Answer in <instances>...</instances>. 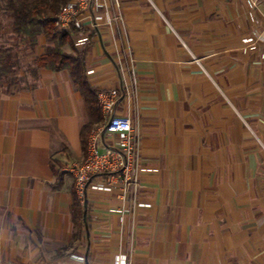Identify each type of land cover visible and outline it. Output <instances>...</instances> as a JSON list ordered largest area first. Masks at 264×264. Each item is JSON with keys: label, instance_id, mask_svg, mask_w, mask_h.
Returning a JSON list of instances; mask_svg holds the SVG:
<instances>
[{"label": "crops", "instance_id": "0c3cea01", "mask_svg": "<svg viewBox=\"0 0 264 264\" xmlns=\"http://www.w3.org/2000/svg\"><path fill=\"white\" fill-rule=\"evenodd\" d=\"M95 1L124 21L92 30L80 12L76 49L140 134L137 189L76 192L65 170L104 122L68 72L32 78L40 38L0 87V264H264V0ZM116 142L102 134L99 152Z\"/></svg>", "mask_w": 264, "mask_h": 264}, {"label": "built area", "instance_id": "2783aa9c", "mask_svg": "<svg viewBox=\"0 0 264 264\" xmlns=\"http://www.w3.org/2000/svg\"><path fill=\"white\" fill-rule=\"evenodd\" d=\"M256 0H247L250 7L255 5ZM103 6L95 0H70L61 7L56 20V27L63 32H71L72 26L81 29L79 20L80 12L91 13V29H97L98 22L105 21L111 24L113 19L123 23L124 18L118 10L115 17L104 16L97 11ZM75 48L84 47L90 40L87 33H77L71 36ZM244 43H251L245 39ZM133 64L134 60L131 58ZM91 71L87 72L90 74ZM131 80L135 85L133 67L130 68ZM118 92L114 90L100 91L97 93L98 107L103 119V126L91 132L86 139L87 155L83 162L74 163L66 168L75 183L76 192L82 195L87 188L104 193L117 192V197L123 199L130 188L136 191L138 185V172L140 167V134L133 129L132 121L128 117L117 116L114 113L118 100ZM115 135L116 144L100 153L98 140L102 134ZM93 179L103 180L94 182ZM79 260L83 258L78 257ZM118 264H127L121 261Z\"/></svg>", "mask_w": 264, "mask_h": 264}, {"label": "trees", "instance_id": "16d2710c", "mask_svg": "<svg viewBox=\"0 0 264 264\" xmlns=\"http://www.w3.org/2000/svg\"><path fill=\"white\" fill-rule=\"evenodd\" d=\"M69 1L0 0L10 30L8 41L20 44L23 49L34 50L39 39L43 38L45 45L42 54L34 60L32 78H37L39 69L68 72L73 84L84 98L89 115L96 121H101L97 102L98 91L89 85L86 77V51L77 50L71 38L72 34L84 31L72 26L71 32H63L55 25L61 7ZM66 46L71 47L72 52H67ZM16 64L15 46L0 47V87L14 73ZM92 129V124L85 126L81 131L82 137L86 138ZM72 222L78 230L83 227V205L77 200L72 206Z\"/></svg>", "mask_w": 264, "mask_h": 264}, {"label": "rangeland", "instance_id": "374dc122", "mask_svg": "<svg viewBox=\"0 0 264 264\" xmlns=\"http://www.w3.org/2000/svg\"><path fill=\"white\" fill-rule=\"evenodd\" d=\"M7 25H8V21H7L6 17H5V14H4L3 4H0V26L2 27L0 29V47L9 46V45L10 46L11 45L15 46V48H16V58H18L16 60V63L20 64V66H21L22 62H21L20 57L23 56L22 55L23 47L20 44L16 43V42H9L8 41V36L10 35V30H9ZM29 66H31V64Z\"/></svg>", "mask_w": 264, "mask_h": 264}, {"label": "water", "instance_id": "95a60500", "mask_svg": "<svg viewBox=\"0 0 264 264\" xmlns=\"http://www.w3.org/2000/svg\"><path fill=\"white\" fill-rule=\"evenodd\" d=\"M85 214H86V209L84 207V211H83L84 221H85Z\"/></svg>", "mask_w": 264, "mask_h": 264}]
</instances>
